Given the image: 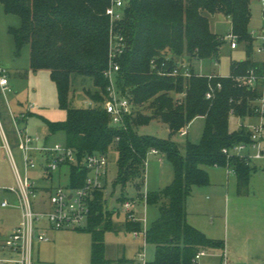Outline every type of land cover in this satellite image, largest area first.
Masks as SVG:
<instances>
[{
    "label": "trees",
    "instance_id": "obj_1",
    "mask_svg": "<svg viewBox=\"0 0 264 264\" xmlns=\"http://www.w3.org/2000/svg\"><path fill=\"white\" fill-rule=\"evenodd\" d=\"M251 0H124L122 19L114 29L124 37L126 47L119 58L117 87L129 98L132 112L123 123L112 125L101 108L107 95V67L110 19L106 9L112 0H0L7 14L17 15L18 27H9L16 54L29 47L30 68L47 69L53 81L58 105L65 110L61 121H46L51 133L62 131L65 144L78 157L90 153L117 152L116 184L122 191L131 184L135 196L145 183L146 157L150 148L164 154L173 169L172 181L163 189L147 191L146 204L159 208L158 217L144 231V241L155 245L154 258L143 264H200L193 262L201 249H219L222 240L211 239L186 221V199L195 185L209 183L208 167L231 168L236 176L237 193L245 194L253 167L245 157L228 156L223 148L249 142L248 129L241 125L236 131L228 128L230 113L238 117L255 116V100L262 94L261 77L264 63L253 58L252 36L248 31ZM223 13L230 19L231 31L237 41L245 43L246 57L233 62L230 75L196 74L182 58L208 59L217 56L224 36L213 33L207 15ZM165 60L162 69L172 70L186 65L189 76L161 75L151 68ZM252 70L257 77L254 87L240 84L237 76ZM75 78L91 88L83 92L94 106L76 108L68 102L71 83ZM220 83L218 88L216 85ZM212 86L211 98L205 94ZM146 111V112H145ZM29 112L27 113V115ZM197 116L204 118L201 138L186 143L183 155L175 142L141 134L138 127L153 118L165 123L170 133L182 128ZM69 185L80 186L86 172L70 166ZM122 201L127 198L119 196ZM104 192L97 190L90 201L86 230L91 235L92 264H132L120 257H105L104 233L116 228L113 213L104 208ZM127 231H141L140 222L127 219Z\"/></svg>",
    "mask_w": 264,
    "mask_h": 264
},
{
    "label": "rangeland",
    "instance_id": "obj_2",
    "mask_svg": "<svg viewBox=\"0 0 264 264\" xmlns=\"http://www.w3.org/2000/svg\"><path fill=\"white\" fill-rule=\"evenodd\" d=\"M205 15L208 17L210 30L225 37L217 56L208 59H188L187 56H184L178 60L182 59L184 64L191 65L196 74L208 75L207 73L216 70L219 76L227 77L230 75L231 64L245 59V43L237 41V46L231 49L230 41L226 37L227 34H232L230 19L221 12L205 13ZM19 25V17L5 13L0 6V66L7 70L9 85L12 89L6 96L0 92V187H16L10 157L2 146V133L9 144L16 168L21 175L24 174L22 156L17 146L11 113L19 117L22 112L27 113L30 104L33 105L25 120L20 122V126L23 123L22 125H25L31 134H38L42 140L47 138L48 145L65 144L64 133L62 131L51 133L46 123V121H61L66 116L65 110L58 105L56 88L50 79L49 71L47 69L31 70L27 45L20 50L18 55L16 54L15 41L8 29ZM262 29H264V9L261 0H251L248 31L253 37L252 56L264 63V53L256 50L262 42L260 37ZM84 87L91 88V81L87 80L85 84L83 81L80 82V78H75L72 81L68 96L71 107L82 108L95 105L83 92ZM242 120L245 127L252 124L248 118L241 119L230 113L229 130H238ZM203 121L201 116H197L185 128L186 134L179 132L171 134L165 123L158 118H153L149 123L139 126L138 132L157 139L172 140L184 155L188 141L196 143L200 140ZM262 143L264 145V134ZM230 148L228 149L230 150ZM254 153L255 150L250 148V156ZM35 160L39 162V157L36 156ZM107 160L104 208L109 212L113 211L111 221L116 225V228L104 233L105 256L113 259L124 256L131 260L132 264H143L154 258L155 251L154 244L144 241L143 230L158 217L159 208L155 204H146L143 199L140 200L134 205L131 215L140 222L141 231L125 230L124 225L128 218V212L120 208L122 198L119 196L123 194L127 199H135L136 191L131 184H127L121 191L120 186L115 183L117 175V152L115 149H110ZM263 162L260 159H250V166L255 168L250 176V183L253 187L258 188L264 182V170L260 167ZM60 169L64 174L58 176L57 171L52 173L54 185L68 183L67 167L62 166ZM41 172V168L38 166L29 171L31 180L38 187L43 184L40 177ZM210 175L209 184L192 187L186 200V221L200 230L205 228L206 231L214 233L215 239L223 240L224 245L219 249H207L198 263L219 264V257L224 251L228 264H264V246L256 241L264 233V220L260 215V207L262 208L264 205V198L237 197L235 174L225 167L211 169ZM212 176L215 177V184L211 183ZM172 178L173 169L164 154L149 152L146 157L145 183L141 192L159 191L168 185ZM219 186H223L221 192L218 191ZM222 194L223 196L218 198ZM226 195L229 198H225ZM46 197L47 194L37 188L36 196H30L33 208L39 209L37 206H41V198ZM8 199L11 203L15 199L14 194L8 195ZM15 203L17 204V202ZM5 208L0 207V223L4 221V225H0L3 229L0 230L1 233L8 231L7 229L16 222L20 212L18 207L13 211ZM114 208L118 209L114 212ZM49 236L53 238L50 242H40L36 245L38 240L34 239L33 241L32 253L35 254V247L40 248L39 261L41 264L50 262L55 264H92L90 261L91 235L86 230L54 229L49 232ZM8 258L15 260L17 257L15 255L10 257L7 251H3V253L0 251L1 260ZM0 264L3 263L0 262Z\"/></svg>",
    "mask_w": 264,
    "mask_h": 264
},
{
    "label": "built area",
    "instance_id": "obj_3",
    "mask_svg": "<svg viewBox=\"0 0 264 264\" xmlns=\"http://www.w3.org/2000/svg\"><path fill=\"white\" fill-rule=\"evenodd\" d=\"M124 0H112L106 9V14L110 19L109 35H108V51H107V67L104 70V76L108 81L106 90L107 95L101 103V108L109 115L112 125H120L126 115L131 114L132 104L129 98L122 95L117 87V74L119 71V58L123 54L126 43L122 34L114 29V24L119 22L123 16ZM264 9V0H261ZM251 34V33H250ZM252 36V35H251ZM231 48L237 46V38L234 34H227ZM261 44L257 47L258 52L264 53V29L261 34ZM225 38V37H224ZM253 38V37H252ZM151 68L155 69L158 74L164 75H182L189 76L190 73L186 69V65H176L172 70H164L166 66L165 60L157 67L156 61L150 62ZM184 70L182 71V69ZM8 72L0 66V92L6 96L12 89L9 85ZM200 75V74H199ZM202 75V74H201ZM209 78L215 74H208ZM236 80L248 87H254L257 77L250 70L246 75L237 76ZM262 94L255 100L256 122L246 128L249 131V142L237 143L228 148H223L222 152L228 156L245 157L249 162L250 159H264V148L262 144L264 134V71L261 77ZM220 87V83L216 85ZM213 87L209 86L205 94L206 98H211ZM33 105H29L27 113ZM26 112H22L19 117L11 113L12 122L15 129L17 146L22 156V166L24 174L21 175L16 168L14 159L10 152L9 144L2 133V146L6 149L10 157L14 176L16 179V187H0V207H7L8 200L5 194L15 193L17 195L18 204L21 209V221L18 225L11 229L3 246L9 251L15 253L17 258L14 264H34L33 262V241H47L44 224L52 229H69L83 227L90 215V201L94 198L97 190H103L105 186V178L107 174V155L103 153H90L78 157L75 150L66 144L48 145L46 141L38 134H31L23 122L27 117ZM186 129L182 128L180 134H185ZM254 149L255 153L250 156L249 149ZM149 152L157 154L155 148H150ZM39 157V162L35 157ZM38 166L41 168L40 177L45 183V193L47 194L48 208L36 210L30 202V196L35 197L37 186L31 180L29 171ZM62 166H79L85 170L86 175L84 182L80 186L72 187L69 185L53 184L52 173L58 172ZM228 171L233 170L226 168ZM143 192V198H145ZM142 198V199H143ZM137 199L126 198L120 205L121 209L128 212V219L136 221L132 217L133 208ZM144 200V199H143ZM145 202V200H144ZM143 230V237H144ZM137 232V231H134ZM140 232V231H139ZM206 249H199L194 255L193 262L198 263L201 256L205 255ZM226 253L223 251L219 257V264H228L226 262Z\"/></svg>",
    "mask_w": 264,
    "mask_h": 264
},
{
    "label": "crops",
    "instance_id": "obj_4",
    "mask_svg": "<svg viewBox=\"0 0 264 264\" xmlns=\"http://www.w3.org/2000/svg\"><path fill=\"white\" fill-rule=\"evenodd\" d=\"M230 45V44H229ZM231 48V47H230ZM231 49H233V48H231ZM207 74H215V75H218V73H217V71L215 70V72H210V73H207ZM9 79V78H8ZM203 118V117H202ZM241 118V117H240ZM244 118H248V120H249V122L251 123H255L256 122V117L255 116H245V117H242L241 119H244ZM203 120H204V118H203ZM243 120H242V122H241V124L240 125H243ZM203 124H204V121H203ZM188 126V125H187ZM203 127V126H202ZM186 128V127H185ZM186 134V133H185ZM44 141H46L47 142V138H44ZM263 144V143H262ZM263 148H264V145H263ZM260 160H262V161H264V159H260ZM67 167V172H68V183H69V179H70V170H69V168L70 167H68V166H66ZM215 167H217L218 168V166H212V167H208L207 168V172H208V176H210L211 177V175H210V170L212 169V170H214L215 169ZM261 169H263L264 170V162L261 164ZM252 171H255V168H253V170ZM58 174V176L60 175V174H64V173H62L61 172V169H59L58 170V172H57ZM234 173V172H233ZM251 174H252V172H251ZM251 174H250V176H251ZM57 176V177H58ZM236 177V176H235ZM52 181H53V179H52ZM42 182H43V184L41 185V186H37V188H40L44 193H45V190H46V185H45V183H44V181L42 180ZM251 181H250V177H249V182H248V186H247V192L245 193V194H239V193H237V187H236V194H237V197H239V198H264V182H262L261 184H260V186L257 188V187H253L252 185H251V183H250ZM67 183V184H68ZM209 183H210V181H209ZM208 183V184H209ZM211 183L212 184H215V177L214 176H212V180H211ZM235 183H236V180H235ZM59 184V183H58ZM67 184H64V185H67ZM219 184H221L220 182H219ZM36 185V184H35ZM63 185V184H62ZM6 187H9V186H6ZM257 188V189H256ZM219 190V192H221L222 191V189H223V186H219V188H218ZM103 192H104V189H103ZM10 194H14V196H15V199H13L12 201H11V203L9 202L10 200L8 199V195H10ZM46 194V193H45ZM5 196V198L8 200V202H9V205L5 208V209H7V208H9V209H11L12 211H13V209H17V207L20 209V206H19V204H18V199H17V195L15 194V193H8V194H5L4 195ZM223 196V194L220 196L219 195V197L218 198H221ZM227 196V195H226ZM225 196V198H229L228 196L226 197ZM188 197V196H187ZM126 199V198H125ZM135 199H137L136 201V203H139L140 202V200H142V198H140L139 196H135ZM187 200V199H186ZM124 201V200H123ZM123 201H121L120 202V205H121V203L123 202ZM15 202H17V204L15 203ZM104 202H106V199H105V194H104ZM186 206V205H185ZM37 208H39V209H36V210H41V209H46V208H48V203H47V198H41V206H37ZM263 208V209H262ZM262 208L260 207V215H262V220H264V214H262L263 212H264V205L262 206ZM118 209V208H117ZM116 208H114V212L117 210ZM263 210V211H262ZM128 219V218H127ZM20 221H21V209H20V212H19V214H18V216H17V220H16V222L15 223H13L12 224V226L9 228V229H7L8 231L5 233V231L3 232V233H1V231H0V251H2V253H3V251H7L8 252V255L11 257V256H13V255H15V257H17V255L15 254V253H13V252H11V251H9L8 249H6L4 246H3V243H4V240L6 239V237H7V235L9 234V232L11 231V229L12 228H14L16 225H18L19 223H20ZM0 225L1 226H3L4 225V221H2L1 223H0ZM45 226H44V230H45V234H46V236L48 237V240L47 241H38V243L36 244V245H38L40 242H50L53 238L51 237V236H49V232L50 231H52V230H54V229H52V228H49L46 224H44ZM191 225V224H190ZM84 226H86V223H85V225ZM193 227H195L194 225H192ZM2 227H0V230H3V229H1ZM147 228V227H146ZM145 228V229H146ZM196 228V227H195ZM75 229V228H74ZM198 229V228H197ZM198 230H200V229H198ZM201 230H204V231H201ZM200 231L201 232H203L205 235H207V237H209V238H211V239H215V234L214 233H211L209 230L208 231H206V229L205 228H203V229H201ZM210 232V233H209ZM217 240H220V239H217ZM223 241V240H222ZM256 241L259 243V244H261V246L263 245L264 246V233H263V235L261 234V237L260 238H257L256 239ZM223 245H224V241H223ZM205 249V248H204ZM207 250V249H206ZM39 254H40V248L39 247H35V254L33 253V262H34V264H41V261H39ZM106 257V256H105ZM122 257H124V256H122ZM106 258H110V257H106ZM118 258V257H117ZM15 259V258H14ZM111 259H113L112 257H111ZM14 260H11L10 258H8V259H5V260H1L0 259V262L1 263H3V264H14V262H13ZM49 264H55L54 262H50Z\"/></svg>",
    "mask_w": 264,
    "mask_h": 264
},
{
    "label": "water",
    "instance_id": "obj_5",
    "mask_svg": "<svg viewBox=\"0 0 264 264\" xmlns=\"http://www.w3.org/2000/svg\"><path fill=\"white\" fill-rule=\"evenodd\" d=\"M184 70V68L182 69V71Z\"/></svg>",
    "mask_w": 264,
    "mask_h": 264
}]
</instances>
